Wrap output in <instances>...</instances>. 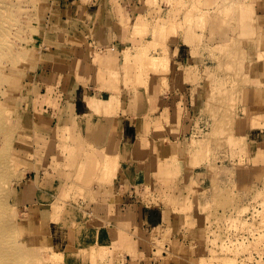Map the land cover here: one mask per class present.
Here are the masks:
<instances>
[{
    "label": "rangeland",
    "instance_id": "obj_1",
    "mask_svg": "<svg viewBox=\"0 0 264 264\" xmlns=\"http://www.w3.org/2000/svg\"><path fill=\"white\" fill-rule=\"evenodd\" d=\"M12 1L23 4L20 7L23 11L19 10L20 5L12 7V11L18 8L14 10L13 16L16 19L19 17L17 20L21 19V22L19 20L17 23L21 28L16 25L17 28L19 27L16 28V33L9 35L7 42L3 44L8 46L12 42V52L5 48L3 50V45H0V49L3 50L2 52L0 50V76L4 77L3 79L0 77V130L2 129L0 147L4 141L6 144L8 142L12 144L10 148L5 150L3 148L0 152V183L2 184L0 185V223L5 229L4 237L8 240L2 239L11 243L10 248L17 250L19 246H23V249L17 250L18 256L15 260L21 261L25 257L22 264H139L136 260L137 255V259L141 257L144 259L143 262L150 264L151 253L156 247L155 259L161 261L158 264H184L179 262L180 260L186 264H264V162L258 163L253 160V156L256 159L258 154L253 150L251 140L247 141V135L240 131L241 122H238L244 111L240 106L241 87L248 82L238 73L236 58L240 56V52L234 55L230 53L232 60H221L216 70L212 67L210 73H208L209 69L207 70L208 74L203 73L202 76L196 77L197 72L194 73L192 68L186 78L183 76L181 85L177 83L178 73L172 74V70L166 73L170 60L160 65L159 70H152L156 66L151 67L150 70L141 62L126 61V64L120 68V73L111 75L107 71L110 85L108 87L116 89L122 84L121 87L124 89L115 94L120 97L125 96L124 106L119 103L117 107L122 110L121 119L125 118L126 122L124 137L128 136L132 143L129 150L125 151L127 153L115 148L117 152H122V155L118 154L121 158L118 162L124 167L135 164L139 170L146 168L148 183L144 181L143 184L133 187L134 195L144 204L163 207L167 215V223L164 224L163 230L157 231L162 234L161 239L155 234L148 233L149 241L140 240L139 244L143 246L142 249L146 254L143 251L138 253L132 248L120 250L116 247L110 250L105 246L97 247V244L92 242V231L104 227L105 223L93 209L92 204H85L90 197V185L95 181V179L90 181L86 177L87 165L92 164V168L94 166V175L96 170L98 171L100 177L96 176L97 180L113 185L112 177L108 179L103 176V161L97 165L90 150L85 151L89 154L92 163L80 162L74 166L64 157L58 160L53 153L45 157L40 149H43L49 140L43 137L40 143L43 146L38 148L39 140L35 137L39 136V131L35 130L32 122L38 119L36 100L40 98L39 95L48 93L44 82L47 74L44 73L45 69L47 71L51 69L48 58L56 57L58 52H62L63 45L59 46L61 40L64 44L81 40L78 35L79 25L71 22V15L74 14L63 11L64 8L69 7V4L76 2L74 0ZM154 1L153 7L157 8L155 19L147 21V31L141 29L134 31L140 35L136 47L145 44L144 48H147L146 52L149 55L167 53L168 45L171 51V43L183 41L185 28L189 24H194L195 32L205 30V19L210 14L222 13L227 17L231 15L233 20L238 19V13L234 8L241 9L247 3L246 0ZM204 8L207 9L203 10ZM210 9L214 10L210 11ZM227 10H231L230 13ZM246 14L247 11L244 10L240 17L242 15L246 18ZM159 23L163 25L168 23L163 27L162 33L157 28ZM56 26L58 34H53ZM196 38L199 40L197 36ZM230 45H222L218 51L226 55L230 51ZM195 47L196 53H199V45L196 44ZM5 50L8 54L4 53ZM133 71H137L141 74L140 77H143V81L139 84L134 82L133 77L130 80L126 79ZM151 71L155 73L152 74V82ZM164 72L167 78L163 80L161 74L164 75ZM112 76H114L113 80H111ZM6 77L8 79H5ZM175 80L180 90L184 89V80L191 81V95L194 98L199 94L198 90H202L201 111L197 108L196 99L193 100L194 103L192 101L190 107L189 99L184 97L182 91L175 93L180 96L178 101L169 99L173 94L170 84ZM156 83L161 85L162 91L154 89L157 87ZM141 87L144 90L138 92V88ZM133 96L144 102L143 107L146 104L149 106L147 111L135 113L128 107ZM158 99L164 102L160 100L158 102ZM48 103L44 102L46 107ZM177 105L184 108L178 123H172L169 119ZM182 119L183 123H181ZM157 120L158 124L155 123ZM6 130L9 140L3 135ZM64 130L65 133L68 131ZM194 136L203 137L205 141L199 142L196 149H193L190 143ZM138 139L142 143L138 142ZM123 140L119 139L120 147ZM61 141H65L66 145L62 150H58L60 153L63 151L67 156L71 151L75 152L73 146L70 148L71 140ZM21 147L24 155L18 152ZM83 152L84 150L82 154ZM40 157L44 161L39 159ZM109 158L110 155H107L104 161L107 162ZM102 159L103 157H100V160ZM35 161L36 166L51 164L55 169L60 164L67 168L76 167L77 174L83 167L84 170L82 168L80 175L75 177L81 176L82 173V178L78 177L75 180L88 183L89 187L80 186L74 181L73 185L65 188L63 198L56 199L51 205H42L49 207L42 209L40 221L31 222L29 219L35 214L27 206L16 203L9 193L19 191L27 173L34 168ZM65 161L66 163H62ZM155 167H158L157 171H154ZM165 177L170 178L168 180ZM50 207L52 213L48 212ZM149 230H152L151 226ZM81 239L82 244L79 245L78 241ZM66 243L67 245H64ZM3 247L4 243L0 241V264H13L3 257ZM100 252H106V255L99 256ZM126 252L133 256L132 259L130 255L127 256V260L124 258ZM122 256L125 260L121 262Z\"/></svg>",
    "mask_w": 264,
    "mask_h": 264
},
{
    "label": "crops",
    "instance_id": "obj_2",
    "mask_svg": "<svg viewBox=\"0 0 264 264\" xmlns=\"http://www.w3.org/2000/svg\"><path fill=\"white\" fill-rule=\"evenodd\" d=\"M211 1L206 0V2ZM74 2L76 3L69 4V7L64 8L63 11H70L75 15H71V22L79 25L78 35L81 40L71 44L61 43V40L59 46L63 45L62 52H58L56 57L48 58L51 69L49 71L45 69L44 73L47 74L44 82L48 89L46 94L50 98L44 102L49 103L47 107L44 102L38 105L42 113L48 112L42 131L44 130L45 139L50 140L53 130L58 127L59 135L53 140L59 139V142L63 139L64 128L69 127L65 134L70 137H65V139L71 140L70 148L73 146L74 150L79 149L80 151L89 149L90 152L102 157L112 153L115 155V148L120 149V143L117 146V142L119 139L125 140L126 138L124 137L126 135L125 118L121 119L122 110L117 107L119 103L124 106L125 96L120 97L115 94L124 90L121 83V86L118 85L116 89L108 87L110 86L108 73L111 75L120 73V68L126 64L128 56H133L128 52L137 48V41L140 39V35L134 31L140 29L147 31V21L155 19L157 8L153 7L154 0H74ZM246 2L241 9L234 8L238 13L236 20H233L231 15L227 17L222 13L210 14L205 19V30L195 32L193 23L187 25L183 41L171 43V51L168 45L170 61L166 73L170 70L172 74L178 73L177 83L181 84L183 76L187 75L188 67L193 68L194 73L197 72L198 75L206 74L208 68V73H210V68L216 70L221 60H232L230 53L234 55L240 52V56L236 58L238 73L248 82L241 87L240 106L244 111L238 122H241L240 131L247 135V141L251 140L256 148L263 146L262 152L256 155L257 158L253 156V160L259 163V161L264 162V0H246ZM212 10L214 9H210ZM244 10L247 11L246 18L242 15L240 17ZM138 23L141 24L138 25ZM167 24L159 23L157 28L160 33ZM53 34H58L57 26ZM196 44L199 45V53H196ZM218 44H231V48L227 47L230 51L222 55L218 51ZM144 45L139 47L144 48ZM166 73L161 74L163 80L167 78ZM183 85L184 89L180 90L177 88L176 80L171 82L173 94L172 97L169 96V99L178 101L180 96L175 93L182 91L184 97L189 99L190 107L192 101L196 99L197 108L201 111L202 90L199 89V94L194 98L191 95L192 82L184 80ZM156 86L154 87L156 91H162L160 84L156 83ZM96 95L104 96L103 111H97L98 106L92 101ZM257 119L260 121L256 122ZM111 136L116 139V145L112 150L105 149L104 147L110 145ZM49 152L55 154L53 151ZM58 153L60 152L58 151L56 156ZM36 163L35 161L34 165ZM39 165L27 173L21 188L18 189L34 193L32 198L19 204L27 206L35 214L29 219L31 222L40 221L42 209L49 207H42V205L53 204L62 189L69 187L74 181L80 186H87L86 183L75 180L78 172L76 167L67 168L60 164L55 169L51 164L49 166ZM136 166L135 164L125 165V167L120 165L117 173L113 175V180L111 179L113 185L97 180L96 176L100 177V174L96 170L95 178H93L95 181L90 185V197L86 203L81 201L86 205L87 203L92 204L93 209L104 220V227L92 231V242L97 244V247L105 246L110 250L116 247L120 250L132 248L138 253L143 251L146 254V251L142 249L143 246L139 244L140 240L144 241L143 237H145V240L149 241L148 233L149 235L155 234L158 239L162 238V234L157 231L163 230L164 224L167 223L166 211L161 206L144 204L134 195L133 187L140 183L143 184L144 181L148 183L146 168L139 170ZM48 212L52 213L51 207ZM126 222L129 223L128 226ZM150 226L152 230H149ZM61 234L64 236L63 233ZM78 243L82 244V239ZM154 249L156 250V247ZM154 249L151 253L150 264L161 262L155 259ZM129 255L132 259L133 256L129 252L125 253L124 258L127 260ZM137 257L136 255L139 264H148L146 261L143 262V258L137 259ZM120 259L121 262L125 260L123 256ZM179 262L186 264L181 260Z\"/></svg>",
    "mask_w": 264,
    "mask_h": 264
},
{
    "label": "bare ground",
    "instance_id": "obj_3",
    "mask_svg": "<svg viewBox=\"0 0 264 264\" xmlns=\"http://www.w3.org/2000/svg\"><path fill=\"white\" fill-rule=\"evenodd\" d=\"M26 1V0H25ZM15 5H20V2L19 3H15L14 1H10V0H0V45L2 46L3 44H4V42H7V39H8V36L10 35L11 36V34L12 33H14L15 32V30H16V25H17V23H19V20H20V22H21V19H19V20H17L16 19V17H14L13 15L15 14V11L14 10H18V8H19V10L21 9L20 7H22L21 5H23V4H21L17 9L16 8H14V10L12 11V7L13 6H15ZM230 8V7H229ZM228 8V9H229ZM232 8V7H231ZM22 11H23V8L21 9ZM232 10V9H231ZM230 10V11H231ZM21 11V12H22ZM226 11V10H225ZM228 11V10H227ZM230 11H228L229 13H230ZM20 12V11H19ZM14 13V14H13ZM18 13V12H17ZM139 24H141V23H138V25ZM20 24H18L17 26H19ZM20 27V26H19ZM18 27V28H19ZM17 28V29H18ZM21 28V27H20ZM243 30V29H242ZM20 31H22V30H20ZM16 33V32H15ZM13 36V35H12ZM15 37V36H14ZM20 37V36H19ZM10 40V39H9ZM18 40V39H17ZM12 43V42H11ZM11 43H9L8 44V46L7 45H3V50H4V48L6 49V50H10L11 52H12V50H11V48H12V45H11ZM6 44V43H5ZM219 45V44H218ZM222 45H224V46H226V44H222ZM222 45H219L218 47H220V46H222ZM7 46V47H6ZM18 47V46H17ZM138 48V49H137ZM137 48H135V49H133V50H130L128 53H129V55H133V56H128V58H127V62H130V61H136L137 63H139V62H141V64H145V66H147L150 70H151V67H153V66H156V68H154V69H152V70H159L160 69V65H162V64H164V62H166V61H169L170 60V55H169V53L167 52V53H165V54H160V55H149L146 51H145V49L143 48V47H137ZM2 49H0L1 50V52L3 51ZM19 49V48H18ZM4 51V53H7V51ZM10 51H8L9 53H11ZM24 52V51H23ZM51 52V51H50ZM3 53V54H4ZM55 53V52H54ZM8 54V53H7ZM22 54V53H21ZM7 56V55H6ZM5 56V57H6ZM7 57H9V56H7ZM20 57V56H19ZM19 57H18V59H19ZM135 58V59H134ZM3 59V58H2ZM2 59H1V61H2ZM8 59V58H7ZM12 59V58H11ZM4 60H6V58L4 59ZM10 60V59H9ZM14 60V59H13ZM21 59H19V61H20ZM18 61V62H19ZM7 62V61H6ZM10 62V61H9ZM54 64V63H53ZM150 66V67H149ZM54 66H52V68H53ZM209 67V66H208ZM57 68H59V66H57ZM4 69V68H3ZM144 69V68H143ZM209 69V68H208ZM207 69V70H208ZM5 70H8V69H5ZM191 70H192V68L190 67H188L187 68V71H186V73H187V75L185 76V77H187L188 76V74H190V72H191ZM205 70V69H204ZM203 70V71H204ZM138 71V70H137ZM133 72L132 74H129L127 77H126V79L127 80H130L132 77V79L134 80V78H135V80H134V82H136L137 84H139L140 82H142L143 81V77H140V75L141 74H139L138 72ZM1 72V71H0ZM2 73H4V72H2ZM185 73V74H186ZM202 73V72H201ZM201 73H199V74H201ZM152 74H154L153 73V71H151V74H150V77H151V82H152ZM203 74V73H202ZM202 74H201V76H202ZM41 75H43V72H41ZM40 75V76H41ZM146 76V75H145ZM0 77H2V76H0ZM196 77H198V73H197V76ZM4 77H2V79H3ZM113 78H114V76H112V80H113ZM5 79H8L7 77L5 78ZM145 79V78H144ZM6 81V80H5ZM7 82V84H8V81H6ZM17 82V81H16ZM5 83V82H4ZM18 83V82H17ZM184 83V82H183ZM13 84V83H12ZM131 84V83H130ZM21 85V84H20ZM181 85V84H180ZM131 86V85H130ZM15 87V86H14ZM7 88H5V90H6ZM11 90V89H10ZM134 90H136V89H134ZM141 90H144L142 87L141 88H138V92L139 91H141ZM4 93H7L6 91H3ZM8 95V94H7ZM6 95V96H7ZM13 95H15V94H13ZM13 97V96H12ZM39 97L40 98H38V100H36V103H35V108H36V113H37V116H38V119H34V120H32V122H33V126L35 127V130H38L39 131V136L38 137H35L36 138V140H39L38 141V143L40 144L41 142H42V139H43V137L44 138H46V136L44 135V133H43V131H42V128H44L43 127V125H45L46 124V120H45V118L48 116V112L47 111H44V113H42V109L40 108V107H38V105L41 103H43L44 101H46L47 99H49L50 98V96H48V94H41V95H39ZM141 98V97H140ZM92 101H94V103L98 106V110L97 111H103V109H102V106H103V101H104V96L103 95H96L95 97H93L92 98ZM131 101V100H130ZM153 104V103H152ZM114 105V104H113ZM143 105H144V102L143 101H141V99L139 100V99H137V96H136V98L133 96V99H132V101L128 104V107L129 108H131L132 109V111H134L135 113H141V111H147V109H148V105L146 104V106L145 107H143ZM127 107V108H128ZM154 108H155V106H154ZM184 107L183 106H181V105H179V106H177L176 108H175V111H173V114H172V117H171V119H169L170 120V122H172V123H178V118H179V116H180V114H181V112H182V109H183ZM22 110V109H21ZM109 112H111V110H109ZM1 116H2V114H1ZM135 117V116H134ZM133 117V118H134ZM132 118V117H131ZM132 118V119H133ZM157 118V117H156ZM131 119V120H132ZM155 121V120H154ZM256 122H259L260 120H255ZM158 120L155 122L156 124H158ZM100 123V122H99ZM181 123H183V119L181 120ZM100 125V124H99ZM102 125V124H101ZM112 126V125H111ZM7 127V126H6ZM10 127V126H9ZM67 127H68V125H67ZM156 127V126H155ZM4 129H5V127H4ZM8 131H9V129L8 128H6ZM64 129H66V127L64 128ZM2 130V129H1ZM0 130V131H1ZM7 130H6V133H2L3 135H6L7 137H6V139H8L9 140V138H8V133H7ZM66 130H69V127H68V129H66ZM66 130H64V131H66ZM5 131V130H4ZM59 129H58V127L56 128V129H54L53 130V133H52V135H51V139L48 141V143H46L45 145H44V147H43V149H40V152L42 151V152H47V153H45V157L48 155V154H50V152L49 151H53V152H55V155H56V153L58 152V150H62L64 147H65V145H66V142L65 141H59L58 142V140L57 141H54L53 139L54 138H57V136L59 135ZM194 133V132H193ZM198 134H199V132H198ZM9 136H10V132H9ZM65 137H67V135L66 134H63V140L65 139ZM68 137H70V136H68ZM67 137V138H68ZM114 136H111L110 137V145H109V147H108V145L106 146V147H104L105 149H113V146H115L116 145V139L115 138H113ZM113 138V139H112ZM5 139V140H6ZM12 139V138H11ZM61 140V139H60ZM101 140V139H100ZM143 140V139H142ZM99 141V140H98ZM107 141H108V139H107ZM141 142V140L140 139H138V142ZM193 141H198V142H193ZM5 142V141H4ZM3 142V145L0 147V152L2 151V149L4 148V150L5 149H8V148H10L11 147V145L12 144H10L11 142H8L7 144L6 143H4ZM101 142V141H100ZM199 142H205L204 140H203V137H200V136H194L193 137V139H191V145L193 146V149H196V146H198L200 143ZM142 143V142H141ZM38 144V145H39ZM93 144V143H92ZM130 144H132L131 143V140H130V138L127 136L126 138H125V140H123V144L121 145V147H120V149H119V151L121 150V151H123L124 153H127V152H125L126 150H129V146H130ZM139 144V143H138ZM119 145V141L117 142V146ZM133 145H134V142H133ZM139 145H141V144H139ZM195 145V146H194ZM258 145V144H257ZM41 146H43L42 144H40L39 146H38V148H41ZM105 146V145H104ZM137 146V144H136V142H135V147ZM24 147V146H23ZM128 147V148H127ZM122 148V149H121ZM139 148V147H138ZM47 149L49 150V151H47ZM96 149V148H95ZM257 149V150H256ZM263 149V146H260L259 148H256V146L253 148V150H254V152H257V154H259L260 152H262L261 150ZM10 150V149H9ZM9 150H7V151H9ZM12 150V149H11ZM35 150V149H34ZM39 150V149H38ZM89 150V149H88ZM98 151H101L100 149H97ZM18 152H20V154L21 155H24V151H23V149H22V147H21V149H20V151H18ZM90 152V151H89ZM90 153H92V155H94V161L96 162V164L98 165V164H101L102 163V161H103V168H102V170H103V176H105V177H107L108 179H109V177H112L113 178V175L114 174H116L117 172V169H118V167L122 164H119V162H118V160L119 159H121V158H119V156H118V154L119 153H121V155H122V152H117V150H116V152H115V155H113V153L112 154H110V158L109 159H107V162L106 161H104L105 160V157H103V159L102 160H100V157H102V156H98V155H95L93 152H90ZM137 153V152H136ZM192 152H190V154H191ZM9 154H11L10 152H9ZM18 154V153H17ZM44 154V153H43ZM13 155V154H12ZM88 155L89 154H86V151H84L83 152V154H82V151H80L79 149H76L75 150V152L74 151H71L70 152V154L69 155H67V156H65L64 155V152L63 151H61V153H58L57 154V156L56 157H58V160H60L62 157H64L66 160H68L69 161V163H70V165H72V166H74V165H77V164H79L80 162L82 163H92L91 162V159H90V157H88ZM120 155V154H119ZM113 156V157H112ZM125 156H126V154H125ZM43 157V156H42ZM42 157H40L39 159H42ZM44 157V158H45ZM114 157H115V162H114ZM116 157H118V158H116ZM82 158V161H80V159ZM89 158V159H88ZM197 159V158H196ZM195 159V160H196ZM43 161H44V159H42ZM93 160V159H92ZM160 161V160H159ZM158 161V162H159ZM25 162H27V161H25ZM199 162V161H198ZM9 164V163H8ZM27 164H28V162H27ZM26 164V165H27ZM159 164V163H158ZM194 164H196V162H194ZM82 164H80V166H81ZM177 164H175V166H176ZM1 166V165H0ZM13 166V165H12ZM174 166V165H173ZM10 167V166H9ZM37 166H36V164L34 165V168H36ZM13 168V167H12ZM83 168V167H82ZM82 168H80V171H79V173L80 172H82ZM156 169H154V171H157L158 170V167H155ZM9 169H11V168H9ZM83 170H84V168H83ZM14 171V170H13ZM93 171H94V166H93V168H92V164H90V165H87L86 166V171H85V175H86V177H88V179L90 180V181H92V179H93V177H94V174H93ZM116 172V173H115ZM11 173H12V171H11ZM77 174V175H80V174ZM84 173V172H83ZM14 174V173H13ZM13 174H12V176H13ZM1 175V174H0ZM7 176V175H6ZM10 176H11V174H10ZM82 173H81V176H78V177H81L82 178ZM77 177V178H78ZM77 178H75V179H77ZM81 178L79 179V180H81ZM166 178V177H165ZM168 178H170V177H168ZM168 178H166V179H168ZM162 179V178H161ZM169 180V179H168ZM2 182V181H1ZM78 182H80V181H78ZM90 183V182H89ZM76 184V183H75ZM0 185H2L1 183H0ZM73 185V184H72ZM89 184L87 183V186H88ZM67 186V185H66ZM37 187V186H36ZM77 187H79V186H77ZM85 187V186H84ZM147 187V186H146ZM64 191H65V189L63 190L62 189V193L60 194L59 193V196H58V198H63L64 197ZM11 196H13L14 197V200L16 201V203H18V204H20V203H22V202H26V200H29L30 198H32V196H33V192L32 191H30V192H24V191H17V193L16 192H13V191H10V193H9ZM57 197V196H56ZM12 198V197H11ZM58 198H56V199H58ZM42 212H43V210H42ZM0 220H1V218H0ZM127 223V226H128V222H126ZM109 224V223H108ZM3 231H5V229L2 227V225H1V223H0V241H2L3 243H4V247H3V257L4 258H6L10 263H13V264H22V261L25 259V257H24V259H22L21 261H16L15 259L17 258V256H18V254H17V250H21V249H23V246H19V248H17V250L16 249H14V248H10V242L9 241H7L8 239H7V237H4V232ZM2 238H6L7 240H5V239H2ZM144 238V240H145V237H143ZM99 254V256L101 255H103V256H105L106 255V252L104 253V252H100V253H98Z\"/></svg>",
    "mask_w": 264,
    "mask_h": 264
}]
</instances>
